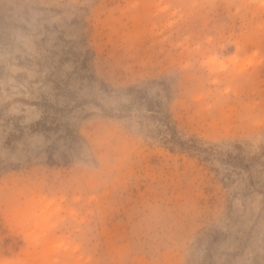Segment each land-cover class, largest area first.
<instances>
[{"label": "rangeland", "instance_id": "1", "mask_svg": "<svg viewBox=\"0 0 264 264\" xmlns=\"http://www.w3.org/2000/svg\"><path fill=\"white\" fill-rule=\"evenodd\" d=\"M0 264H264V0H0Z\"/></svg>", "mask_w": 264, "mask_h": 264}]
</instances>
